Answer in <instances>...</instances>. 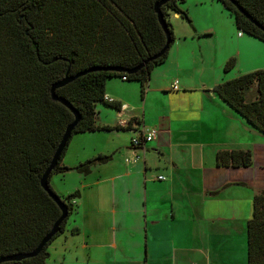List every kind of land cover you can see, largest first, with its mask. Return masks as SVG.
<instances>
[{
  "label": "crops",
  "instance_id": "obj_1",
  "mask_svg": "<svg viewBox=\"0 0 264 264\" xmlns=\"http://www.w3.org/2000/svg\"><path fill=\"white\" fill-rule=\"evenodd\" d=\"M181 5L188 9L196 29L180 13L172 14L176 39L166 59L152 69L145 93L141 92L150 113L132 111L123 122L101 121L111 118L103 116V110L123 115L133 107L128 88L121 83L141 87L139 80L118 75L107 79L106 93L119 99L122 107L98 103L100 124H125L141 113L147 123L159 128L157 142L132 147L140 128L74 133L63 163L76 165L99 153L115 155L88 174L70 170L51 176V184L62 194L75 186L81 190L75 200L81 210L76 207L65 231L49 244L46 264H248L247 224L258 189L254 188L260 184L235 172L254 162L219 166L216 154L220 148L263 145L264 139L214 86L264 67V40L247 31L239 35L234 14L221 0H184ZM232 56L236 64L225 70ZM198 74L201 81L193 77ZM174 80L178 88H172ZM154 91L181 101L163 112L158 109L159 114L152 112ZM188 99L196 102L188 106L193 112L180 105ZM180 107L184 111L178 113ZM205 122L211 133L216 130L223 137L200 143L178 137L183 126ZM207 146L215 149L208 151L213 154L211 161L204 158ZM151 148L159 155L148 154ZM135 151L140 152L139 159ZM197 154L204 157L189 162ZM186 163L190 171L182 167Z\"/></svg>",
  "mask_w": 264,
  "mask_h": 264
},
{
  "label": "trees",
  "instance_id": "obj_2",
  "mask_svg": "<svg viewBox=\"0 0 264 264\" xmlns=\"http://www.w3.org/2000/svg\"><path fill=\"white\" fill-rule=\"evenodd\" d=\"M158 1L0 0V256L33 250L61 214L41 179L75 113L54 99V82L68 72L75 74L96 65L132 68L160 51L167 42V32L155 8ZM182 1L168 0L161 7L171 33V46L176 39L174 12L196 29ZM221 1L234 14L239 30L264 40V0H237L261 26L232 0ZM170 47L135 72L90 70L57 87L56 92L82 114L74 133L137 129L132 127L133 117L127 124L99 123V102L122 107L119 99L105 98L107 79L126 75L129 80H139L144 94L152 69L166 59ZM235 64L236 56H232L224 69L230 70ZM255 83L257 94L250 98ZM214 89L264 134V67L221 81ZM66 149L50 178L56 172L70 170L88 174L95 165L115 155L99 153L69 165L63 163ZM216 162L219 166H250L254 153L251 148H220ZM50 178V187L56 191ZM61 196L70 212L52 239L35 255L0 264H46L48 246L65 231L81 190L76 188ZM253 206L247 224L248 264H264V189L255 191ZM79 229L74 227L73 231Z\"/></svg>",
  "mask_w": 264,
  "mask_h": 264
},
{
  "label": "rangeland",
  "instance_id": "obj_3",
  "mask_svg": "<svg viewBox=\"0 0 264 264\" xmlns=\"http://www.w3.org/2000/svg\"><path fill=\"white\" fill-rule=\"evenodd\" d=\"M205 39L209 40L210 37H205ZM187 73H190V72L187 71ZM193 77H195L197 80H200L201 75L198 74L197 76L195 75ZM174 82H175V80H174ZM174 82L172 83V88H173ZM121 84L127 86L128 92H129V99L132 102L133 107L130 105L129 109L126 110L123 115L121 113H118L117 110H115L114 113L112 111H104L103 110L102 111V115L105 116L106 114H108V118H109V116H111V118H110L109 121H107L104 117H102L101 121L110 122V123L123 122L124 115H126V114H128V113H130L132 111H139V112L141 111V112H143L146 109L147 113H150L149 108L147 107V105L145 106V104H144L145 102L143 101V99L141 97L142 96L141 87L138 88L139 85L137 83H130L129 82L127 84H125V83H121ZM146 86H148V83L146 84ZM154 93H155V98L153 100V103H151L149 106L151 107V110L155 109V110L152 111V112H155V113H158V109H160L161 112H163V110L165 108L166 109H170L171 107H173L175 105H178L177 102L181 101L179 99L177 100L174 95L171 96V95L164 94V93H163V95H156L157 92H155V91H154ZM256 94H257L256 84H253V86H252V88H251V90L249 92V97L250 98H254ZM191 102H192V106H194V104L196 103L192 99H188V100H185V101L181 102L180 105H184V106L187 107V109H189L188 106H189V104ZM177 111H178V113H180V112L184 111V108L180 107V108L177 109ZM190 112H193V111L190 110ZM127 123L125 122V124H127ZM135 125H136L137 129L140 128V132H143L144 129H146V130L149 129L150 127L156 128L157 132H158V129H159L157 126L150 125L149 123H147L146 119L144 118V116L141 113H138L137 116H135L133 118L132 127L135 126ZM192 125L191 124H187L186 126H183L181 128L180 134H178V137L181 138V140L183 139V137H186V138H190L191 139L189 141H196V142L200 143V141H209L210 139H217V138H222L223 137L221 133H215V132H217L216 130H212V133H211L210 126H208V123H206V122H205V124L201 123L200 126H197V127L192 126ZM263 136H264V134L262 133L261 137L264 139ZM155 138H156V136H155ZM157 139H153V141L157 142ZM262 141L264 143V140H262ZM132 147L137 148L136 146H132ZM206 148H207L206 149L207 150V156L206 157H204V155H201V154H197L196 156H190L192 158H190L189 162H193L194 158H201V157H204L207 161H211V158H212L213 154L209 155L208 151H210V150H212V151L214 150L215 151V149L212 148V147H208V146ZM251 149L253 150V153H254V163L252 164V166L250 168H244V169H241L240 171L239 170L236 171L235 173H236V175H239V177H245V178L250 179L251 181H253L256 184H260L258 187L256 186V188H254V190H256L257 188L258 189H264V144L263 145H259V146H256V145L253 144L251 146ZM214 151H213V153H214ZM147 152H148V154H158V152L154 151L153 148L147 150ZM138 153H140V152H136L135 151L134 157H136V159H139ZM182 167L183 168L185 167L188 171L191 170V166H189L187 163L183 164ZM73 182L74 181H71L69 185H72ZM75 188H76V186L73 188V190ZM144 191H145V188H144ZM62 192L57 191L58 194L65 195V194H62ZM78 205L80 206V203ZM78 205L76 204V207H77L76 211L78 209L81 210V207L78 208ZM253 208H254V206H253ZM72 218H73V216H72ZM72 218H71V220H72Z\"/></svg>",
  "mask_w": 264,
  "mask_h": 264
},
{
  "label": "water",
  "instance_id": "obj_4",
  "mask_svg": "<svg viewBox=\"0 0 264 264\" xmlns=\"http://www.w3.org/2000/svg\"><path fill=\"white\" fill-rule=\"evenodd\" d=\"M168 0H159L156 3V10L158 12V17L159 20L162 24V26L164 27V29L167 32V42L165 44V46L158 52H156L155 54L149 56L148 58H146L145 60H143L140 64H138L135 67L132 68H126L124 66H120V65H96V66H92L89 67L87 69H84L82 71H79L75 74H70L69 72L61 79L57 80L56 82H54L53 86H52V94L54 99L60 100L61 102H63L64 104H66L69 108L72 109V111L75 113V118L72 122H70L64 132V135L53 155V158L51 160V163L49 164V166L47 167L46 171L44 172L41 182L43 184V186L45 187V189L49 192V194L55 199V201L58 203V205L61 208V214L60 216L57 218V220L54 222L52 228L50 229V231L42 238V240L40 241V243L31 251L29 252H18V253H13V254H5L0 256V262L2 261H7V260H20L24 257L27 256H31V255H35L37 254L51 239L52 237L59 231L60 226L62 225V223L64 222L65 219L68 218L69 216V206L67 204V202L62 198V196L60 194H58L55 190H53L50 187L49 184V178L50 175L53 171V169L56 167V165L58 164V162L60 161V158L64 152V150L66 149V147L69 144V141L74 133V128L76 127L77 123L80 121L82 114L79 111V109H77L66 97L59 95L56 92L57 87L62 86L66 83H68L69 81L73 80L74 78H76L79 75H82L90 70H96V69H114V70H128L129 72H135L137 71L139 68L145 66L151 59L157 58L158 56L162 55L170 46H171V33L169 31V27H168V23H167V19L164 16V13L162 11V5L167 2ZM237 7L243 11L250 19H252L254 22H256L258 25L261 26V24L250 14L248 13V11H246L244 9V7L237 2V0H232Z\"/></svg>",
  "mask_w": 264,
  "mask_h": 264
},
{
  "label": "built area",
  "instance_id": "obj_5",
  "mask_svg": "<svg viewBox=\"0 0 264 264\" xmlns=\"http://www.w3.org/2000/svg\"><path fill=\"white\" fill-rule=\"evenodd\" d=\"M239 35H242L245 33V31L243 29H240L239 30ZM124 78H127L126 75H123ZM173 88H178V84H177V81L174 82L173 84ZM105 98L106 99H114L112 96L109 95V93H106L105 94ZM157 134V129L156 128H153V127H150L149 129H144L143 132H141L139 135H136L132 138V144L134 146H146V144L150 141H152L155 136ZM159 178H164V174H159L158 176ZM18 264V263H17Z\"/></svg>",
  "mask_w": 264,
  "mask_h": 264
}]
</instances>
